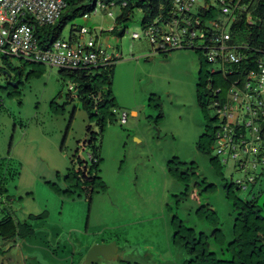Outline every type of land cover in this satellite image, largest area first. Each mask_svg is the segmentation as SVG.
<instances>
[{
	"label": "rangeland",
	"instance_id": "1",
	"mask_svg": "<svg viewBox=\"0 0 264 264\" xmlns=\"http://www.w3.org/2000/svg\"><path fill=\"white\" fill-rule=\"evenodd\" d=\"M208 2L217 6V0ZM204 3L196 0L192 14L197 15ZM119 13L118 5L96 4L86 16L66 21L59 37L67 41L72 28H85L89 34L81 42L92 37L107 55L116 58L112 91L118 110L102 131L97 117L82 109L75 93L69 96L68 86L74 84L60 78L59 68L35 67L41 76L27 80L33 66L0 55V182L6 190L0 201V220L7 215L17 221L42 212L48 215L46 220L30 223L34 237L0 239V264H85L89 249L112 244L117 259L100 257L94 264H183L188 257L172 241L171 220L177 217L196 233L209 234L213 227L196 215L200 204L206 202L216 211L220 228L224 232L230 228L231 208L222 181L207 157L195 149L208 122L195 101L197 72L201 68L204 72L218 71L220 64H207L203 51L157 53L158 47L151 46L138 23L140 11L134 12L123 36L110 34ZM134 33L137 38H132ZM8 85L13 89L11 94L6 90ZM260 97L264 100V92ZM150 98L160 104L163 118L156 117L157 108L147 106ZM233 105V117L247 126L250 117L245 105ZM120 111L128 115L124 125L119 121ZM218 116L212 128L221 129L222 113ZM91 133L96 137L98 176L104 186L92 201L87 194L95 185L87 174ZM245 136L247 140L254 138L247 127ZM214 147H218L217 142ZM254 158L249 156L241 169L240 162L247 156L239 154L238 160L221 166L222 175L227 181L245 185L256 165ZM171 161L198 165L187 182V197L180 195L184 186L168 175ZM202 178L215 188L197 197L198 189L193 187ZM263 186L264 181L258 182L254 192ZM234 193L242 199L247 196L245 191L234 189Z\"/></svg>",
	"mask_w": 264,
	"mask_h": 264
},
{
	"label": "trees",
	"instance_id": "2",
	"mask_svg": "<svg viewBox=\"0 0 264 264\" xmlns=\"http://www.w3.org/2000/svg\"><path fill=\"white\" fill-rule=\"evenodd\" d=\"M64 3L63 14L60 15L58 21L47 26L36 27L35 37L41 49L50 47L55 41L59 40L61 32L66 25V21L74 16H86L88 12L94 11L97 3L102 5H118L120 13L114 21V27L109 31L110 34H115L118 38L123 36L126 30V24L133 20L135 11H140L139 25L144 30L154 21L159 24L170 19L169 13L172 8L173 0H62ZM207 5L206 9L199 8L197 17L201 20L199 28L205 29L207 32V40L211 33L215 32L209 29L207 24L222 23L225 17L220 12L216 5L209 4L208 0H204ZM124 3V5H123ZM241 6L244 7L241 12H236V20L229 25L227 30L229 40L227 54H233L239 58L237 63H221L218 71L204 72L203 68L197 72V81L195 84V101L200 112L208 122L205 125L204 132L201 134L195 144L196 151L206 156L213 172L222 181V189L225 199L229 202L231 208V225L225 232L220 228L218 215L212 209L209 203L200 204L197 208V216L207 222L213 228L209 230V234L205 231L196 233L194 228L186 226L183 220L174 217L171 220L173 229V243L182 247L188 259L183 264H264V186L254 192V187L260 181H264V126L257 124L245 126L240 125L238 119L233 117V102L247 106L245 96L253 93L256 89V79L250 75H258L260 69L258 64L264 66V0H242ZM223 17V21L221 20ZM118 26V27H117ZM120 26V28H119ZM79 29H71L69 38L76 41L78 38ZM208 29V30H207ZM195 52H201L198 49H190ZM172 50L159 49L157 53L167 54ZM4 59H7L3 57ZM110 64L81 68L75 70H66L59 68V76L61 79H69L74 86L69 89V96L72 92L75 93L82 109L90 116L97 117V126L104 129L106 121L113 120L115 112H117V102L112 91L114 64L116 58L111 57ZM205 62L210 64L205 56ZM24 63L33 66V69L28 72L26 78H38L41 76L40 69L35 67L43 66L40 63L25 61ZM20 71L18 76H21ZM250 82V88L245 89V83ZM241 93L237 96L236 101L231 98H226L231 86ZM6 90L11 94V87L8 85ZM11 96V95H8ZM72 98V97H70ZM258 99H262L260 94H257ZM263 100V99H262ZM254 99H251V102ZM153 99H149L147 106L149 108H157V118H163L160 104L152 103ZM264 103V102H263ZM232 118L228 119L223 116V124L221 129L228 124L230 127L229 135L231 142L227 141L221 147H214L217 142V134L221 133L219 127L212 128V123L218 120V111L227 105ZM255 110L254 119L260 120L264 115V104L261 107L250 103ZM231 108V109H230ZM122 111L119 112V114ZM210 112L212 116H210ZM127 114V113H126ZM128 117V115H127ZM256 120V121H257ZM120 121V119H119ZM127 121V118H126ZM121 123L122 125L126 124ZM262 124V123H261ZM246 127L254 138L246 139ZM257 128V130H256ZM96 141L95 134L91 133L89 145L92 150L90 156L91 165L87 171L90 179L89 182L95 183L91 187L92 192L87 193L90 201L93 200V195L104 190V186L99 182L98 176V148L94 144ZM239 150V152H238ZM251 150V151H249ZM214 151V155L211 153ZM239 154L247 156V160L240 162V168H245L249 156H255L253 172L247 177L245 185L241 181H227L221 172V166L226 164L228 160H238ZM247 161V162H246ZM172 162V163H171ZM168 163V175L177 183L184 186L182 190L183 197L188 196L187 182L195 175L198 165L194 162L186 164V162L171 161ZM239 163V162H237ZM236 163V164H237ZM80 164V162H79ZM184 167V168H183ZM245 172V170H244ZM80 173V172H79ZM84 177V173H81ZM92 174H94L92 176ZM244 174V173H243ZM244 175H248L245 173ZM231 177V176H230ZM1 187V182H0ZM79 187V185H78ZM248 187H250L248 189ZM2 188V187H1ZM193 188L198 189L197 197H200L201 192H212L215 188L214 184H208L205 178L201 181H196ZM0 193V201L3 194L6 192L4 188ZM234 189L247 192L245 199L240 198L234 193ZM99 190V191H98ZM57 192V190H56ZM58 193V192H57ZM260 198L263 201L260 202ZM183 199V198H182ZM6 200H8L6 198ZM180 200V199H179ZM176 200L175 203H179ZM47 212H42L39 215H28L26 220L17 221L11 216H4L0 220V239L4 241L27 240L35 236V229L32 221L46 220ZM229 236V237H228ZM123 264H131L124 262Z\"/></svg>",
	"mask_w": 264,
	"mask_h": 264
},
{
	"label": "built area",
	"instance_id": "3",
	"mask_svg": "<svg viewBox=\"0 0 264 264\" xmlns=\"http://www.w3.org/2000/svg\"><path fill=\"white\" fill-rule=\"evenodd\" d=\"M241 1L217 0V7L225 17V21L207 24L209 29L215 31L211 33L209 40L206 38L208 32L206 28H199L200 18L191 12L196 0H173L169 13L170 19L159 24L154 21L143 30L144 36L148 38L151 46H157L162 50L198 49L205 53L210 63H218L219 60L221 63H237L239 62L237 56L226 53L229 50L226 42L229 40L228 24L234 22L237 17L236 12H241L244 8L240 4ZM97 5L103 7L100 3ZM64 6L62 0H0V55L66 70L109 64L110 56L97 45L94 38L89 37L88 40L80 41L89 34L85 28H80L76 41L69 38L67 41L57 40L46 49L39 47L35 37L36 27L53 24L60 17ZM199 8L206 9V3ZM132 38H137V34H132ZM200 41L202 44H199ZM258 67L259 74L250 75L256 79V89L252 94L248 93L245 96L246 111L250 117L246 124L248 126L255 122L264 126V115L260 117V120L254 119L256 112L250 104L253 103L259 107L264 104V100L257 98V94L264 92V66L258 64ZM250 85V82H246L244 88L249 89ZM71 88L69 86V89ZM240 93L232 85L225 97L236 101ZM251 99H254V102H251ZM218 113H222V116L226 115L228 119L232 118L228 104ZM126 118V112L122 111L119 114L120 122L124 123ZM229 130L230 127L226 124L221 129L222 132L217 134V144L220 149L226 141L231 142Z\"/></svg>",
	"mask_w": 264,
	"mask_h": 264
},
{
	"label": "water",
	"instance_id": "4",
	"mask_svg": "<svg viewBox=\"0 0 264 264\" xmlns=\"http://www.w3.org/2000/svg\"><path fill=\"white\" fill-rule=\"evenodd\" d=\"M99 257L105 260L117 259L115 245L94 246L92 249H89L85 256V264H94L98 261Z\"/></svg>",
	"mask_w": 264,
	"mask_h": 264
},
{
	"label": "clouds",
	"instance_id": "5",
	"mask_svg": "<svg viewBox=\"0 0 264 264\" xmlns=\"http://www.w3.org/2000/svg\"><path fill=\"white\" fill-rule=\"evenodd\" d=\"M79 30H80V29H79ZM110 30H111V29H110ZM78 33H79V32H78ZM134 34H135V33H134ZM108 56H109V55H108ZM110 58H111V56H110ZM111 60H112V58L110 59V61H111ZM110 63H111V62H110ZM110 63H109V64H110ZM99 258H100V257H99Z\"/></svg>",
	"mask_w": 264,
	"mask_h": 264
},
{
	"label": "crops",
	"instance_id": "6",
	"mask_svg": "<svg viewBox=\"0 0 264 264\" xmlns=\"http://www.w3.org/2000/svg\"><path fill=\"white\" fill-rule=\"evenodd\" d=\"M112 29V28H111ZM134 115V113H132Z\"/></svg>",
	"mask_w": 264,
	"mask_h": 264
}]
</instances>
